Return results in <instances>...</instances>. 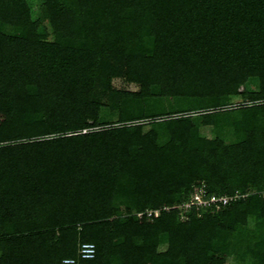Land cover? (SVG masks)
I'll return each mask as SVG.
<instances>
[{
	"label": "trees",
	"instance_id": "1",
	"mask_svg": "<svg viewBox=\"0 0 264 264\" xmlns=\"http://www.w3.org/2000/svg\"><path fill=\"white\" fill-rule=\"evenodd\" d=\"M261 188L264 0H0V264H264Z\"/></svg>",
	"mask_w": 264,
	"mask_h": 264
},
{
	"label": "rangeland",
	"instance_id": "2",
	"mask_svg": "<svg viewBox=\"0 0 264 264\" xmlns=\"http://www.w3.org/2000/svg\"><path fill=\"white\" fill-rule=\"evenodd\" d=\"M35 23L37 24V30L40 32L41 36L43 37H51V27L50 24L47 21L42 20H36ZM114 85L116 87H123L126 89L135 90L136 86L133 84H125L121 80H115ZM168 100L165 99H157L156 103L158 105L165 104ZM103 119L105 121H115L116 120V114L108 112L107 109L103 110ZM259 115V111H250V116L257 117ZM220 123L224 126H233L234 130L236 132H239L240 130V112L235 110L231 112H222L221 115H219ZM146 127L142 125H137L136 131L139 133H142L146 131ZM261 185V184H260ZM110 187L108 188H101L98 189L97 195L95 196V202H96V208L93 210V217H105L108 213V207H109V195H110ZM260 190V189H259ZM260 191H264V188H261ZM123 235L124 233L130 229V225L123 224ZM161 245L164 244L165 239L161 237Z\"/></svg>",
	"mask_w": 264,
	"mask_h": 264
},
{
	"label": "built area",
	"instance_id": "3",
	"mask_svg": "<svg viewBox=\"0 0 264 264\" xmlns=\"http://www.w3.org/2000/svg\"><path fill=\"white\" fill-rule=\"evenodd\" d=\"M206 190L204 188V185H201L199 188L194 189L193 193L190 195L188 201L182 202L178 205H175V207L181 208L182 210H191L193 208L198 207H206L209 205H213L216 208H220L222 206L227 205L231 201L235 200L238 197V194L230 195V196H216V195H210L209 197H206ZM167 209V207L165 208ZM159 210H148L146 211V215L148 217L150 216H158ZM138 218L142 217V213L137 214ZM182 218H184L183 215H181ZM79 256L83 259H89L94 256V246L89 243L82 244L79 248ZM60 264H77V261L72 258H65L62 259Z\"/></svg>",
	"mask_w": 264,
	"mask_h": 264
}]
</instances>
